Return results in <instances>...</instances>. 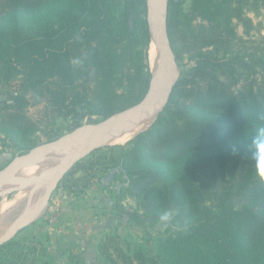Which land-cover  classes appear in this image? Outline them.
I'll return each mask as SVG.
<instances>
[{
  "label": "trees",
  "instance_id": "obj_1",
  "mask_svg": "<svg viewBox=\"0 0 264 264\" xmlns=\"http://www.w3.org/2000/svg\"><path fill=\"white\" fill-rule=\"evenodd\" d=\"M263 7L168 0L176 59L195 63L152 126L122 148L118 167L105 170L117 179L115 204L132 198L147 220L170 210L177 230L154 255L107 234L102 241L112 245L99 246L107 264H264V178L252 143L264 126V35L251 39L248 15ZM150 42L145 0H0V83L20 81L0 106L3 140L23 154L38 132L61 133L59 122L76 128L140 101L152 77ZM31 106H42L37 118ZM97 160L77 163L63 189L73 190L74 171ZM65 264L84 263L69 254Z\"/></svg>",
  "mask_w": 264,
  "mask_h": 264
},
{
  "label": "rangeland",
  "instance_id": "obj_2",
  "mask_svg": "<svg viewBox=\"0 0 264 264\" xmlns=\"http://www.w3.org/2000/svg\"><path fill=\"white\" fill-rule=\"evenodd\" d=\"M248 15L252 18L255 26V29L251 34V39L259 40L260 35H264V7L258 11L250 10ZM237 31L240 35H243V27L241 25L237 24ZM149 50L148 62L152 71L154 61L150 64ZM194 63L195 61H191L188 58V55H185L181 61H178L180 68L179 70L181 71L180 78L186 69L191 67ZM19 84V78L7 84L0 83V106L3 102L9 100L11 95L14 94V92L18 89ZM41 108L42 106H31L28 109V114L33 118H37L38 111ZM100 119L102 118L96 116L85 117L79 126L89 125ZM72 123V121L59 122L57 126L60 127L59 130H61V133L53 137H49L47 134V132L50 130H42L41 132H38L36 135L37 144L34 147L56 139L79 127L77 126L76 128L69 129ZM151 126L152 124H149L146 130H148ZM129 141L121 145L106 144L99 150L89 155L87 158L92 159V157H94V159H98L96 161L97 163L92 165L93 167L87 172L80 168H77V170L74 171L72 178H70L71 180H69V184H73V187H71L73 190L71 191H69L70 189L67 188V190L63 189L62 185L63 178L74 167L70 169L61 179L59 185L54 189L53 196L55 193H57L59 196L62 195L65 197L63 200L65 203L73 204L72 206L75 205L79 211L82 209L88 213L85 219L93 226L90 229L85 230L84 233H78L80 236L82 234L83 236L89 235V240L91 238L93 239V230L96 229V231L98 230L99 233L97 234V236H99L97 238H99V242L101 241L99 245L101 247H103L102 245H105L104 247H107V245H112L110 244L111 241H102V239H104L108 234L109 237L114 238L116 243L122 244L125 248H127V250L134 249V247L141 245L146 252H148L150 255H154L158 249L160 240L166 238L170 234L175 233L177 230L176 227L173 225H168L165 227L159 222V219L147 220L138 217L137 215L141 213V210L137 207V203L132 198L127 197L122 202L115 204L117 199V192L115 190L117 179L112 180V175L107 170H105L108 167H118V161L115 159L120 157L122 148L127 146ZM17 155L19 154H16L8 147V142L3 140V135H0V170L7 166ZM48 164L49 163H43L42 166H46ZM89 166L91 165H88V167ZM76 179H79L78 182ZM64 191H66V193ZM0 195V203L3 199H10L9 201H19L18 204L8 209L3 215L5 218L10 216V221L14 220L19 214V205L24 202L28 194L24 192H13ZM95 207L103 209V214H105L104 217L101 219L99 218V214L97 215L94 210ZM49 211L50 209L48 208V210L43 213L40 218L35 220L34 223L25 226L14 237L0 244V256H2L0 261H2L4 264H60L58 258L59 254L62 253V251L64 253L66 252L64 245L68 246L70 245V242L67 240L62 245L58 244V248L55 251L50 250L49 239L50 237L57 236L58 232L54 230V225H49L46 221L47 214H51ZM54 213L53 215H55ZM128 215L130 220H128ZM108 219H110V224L114 225V231L112 233H108L104 232V230L102 233H100V230L97 227H99L100 222L104 223ZM96 220L100 222H94ZM2 221L3 220H1V222ZM55 222L56 221H54V223ZM8 225L5 228L0 229V241L3 239V235L7 231V228L9 226L11 227L13 224H10L9 226ZM78 234H74V237L77 239L80 237L76 236ZM13 239L16 241V245L3 248L7 242ZM76 241H78V250L82 248V246H85L84 251H81L80 259L81 257L85 256V259L89 261L90 264H107L104 257L99 258L97 255H94V246L92 243L85 240V238L82 239L81 243H79V240ZM78 250L77 252H79Z\"/></svg>",
  "mask_w": 264,
  "mask_h": 264
},
{
  "label": "water",
  "instance_id": "obj_3",
  "mask_svg": "<svg viewBox=\"0 0 264 264\" xmlns=\"http://www.w3.org/2000/svg\"><path fill=\"white\" fill-rule=\"evenodd\" d=\"M145 1L150 45L154 42L160 53L159 72L155 75L151 71L149 88L137 103L19 154L0 170V194L13 192L28 194L15 223L4 233L0 244L40 218L54 189L77 163L131 127L140 123L153 124L164 111L180 79L181 71L169 36L168 0ZM43 161L49 164L25 178L18 180L7 178L14 171Z\"/></svg>",
  "mask_w": 264,
  "mask_h": 264
},
{
  "label": "crops",
  "instance_id": "obj_4",
  "mask_svg": "<svg viewBox=\"0 0 264 264\" xmlns=\"http://www.w3.org/2000/svg\"><path fill=\"white\" fill-rule=\"evenodd\" d=\"M64 199H65V197H63L62 195L59 196L57 193H55L54 196L52 195V198L50 200L51 202L49 201V203H48V208L50 209V211H55L54 214L56 215V217H55V221L56 222L54 224V226H55L54 230L56 232H58L57 236L54 237L56 245H58V244L62 245L67 240L70 242L69 243L70 245H68V246L64 245L65 251H66L65 252L66 255H62L60 253L59 257H58L59 261L64 260L66 258H69L68 255L71 254L73 256L75 255L76 257H79L78 259L81 262H83L84 264H90L89 261H87L85 259V256L81 257V259H80L81 251H84L85 246H82V248H80L78 250V245H77L78 241H76V240H79V243H81L82 239H84V238H85V240H87V241H89L90 243L93 244V246H94L93 249H94V253H95L94 255L95 256L97 255L99 258H101V257L103 258L104 256L99 251V243L101 241L99 242L98 241L99 238H97V237H99V236H97V234H99L98 230L97 231H96V229L93 230V233H94L93 236H92L93 239L91 238L90 240H89V237H88L89 235H85V236H83V234L81 236L80 235H76V236H80V237H78V239L76 237H74V233H72V231L76 229L75 227H76L77 224L87 225L89 227V229L93 225L86 221L85 217L88 215V213L86 211H84L82 209L79 211L75 207V205L72 206L73 204L65 203V201H63ZM21 206H22V203H21V205H19L18 213L21 210ZM48 208H46V210L43 213H45L48 210ZM94 210L97 213V215L99 214V218L100 219L102 217H104L105 214H103V211L100 213L99 211H97V209H94ZM8 217H6V218H8ZM17 217H18V215H17ZM17 217L14 220H12V221L9 220L7 225L8 224L9 225L10 224H14L15 220L17 219ZM6 218H4V219H6ZM94 222H100V221L96 220ZM94 222H93V224H94ZM106 222H104V223L100 222L99 227H97V228H99V230H100L99 232L100 233H102V231H104V230H105L104 232H108V233H110V232L112 233L114 231V225L110 224L111 223L110 219H108ZM0 225H1V221H0ZM5 227H3V228H5ZM9 227L7 228V230L9 229ZM3 228H1V229H3ZM51 238L52 237H50V239ZM50 239H49V241H50ZM73 240L75 241V243H74ZM77 250L79 252H77ZM78 254H79V256H78Z\"/></svg>",
  "mask_w": 264,
  "mask_h": 264
},
{
  "label": "bare ground",
  "instance_id": "obj_5",
  "mask_svg": "<svg viewBox=\"0 0 264 264\" xmlns=\"http://www.w3.org/2000/svg\"><path fill=\"white\" fill-rule=\"evenodd\" d=\"M162 1L165 2V0H162ZM156 46L157 45L154 42L149 46V48H150V50H149L150 64L153 63V61H154L153 68H152V72L155 73V75L159 72L160 67H161V64H160V53H159L158 47H156ZM148 125L149 124H147V123L137 124V125L131 127L129 130H127L125 133H123L119 137H117L116 139H114L111 142H109V144H112V145L125 144L126 142H128L129 140H131L132 138H134L137 134H139L140 132L146 130V128L148 127ZM43 163H45V161H43L40 164H36V165L30 166V167H27L25 169H20V170L14 171V172L10 173L7 176V178L8 179H13V180H18V179L25 178V177L31 175L32 173H34L35 171L43 168L44 167V166H42ZM9 200L8 199H3L1 201V203H0V221L5 218L3 216L4 213L8 209H10L11 207H13L14 205L18 204V202H19V201L17 202V200H12V201H9ZM9 217L6 218L5 220H3L1 222L0 229L3 228V227H5L7 225V223L9 222Z\"/></svg>",
  "mask_w": 264,
  "mask_h": 264
},
{
  "label": "clouds",
  "instance_id": "obj_6",
  "mask_svg": "<svg viewBox=\"0 0 264 264\" xmlns=\"http://www.w3.org/2000/svg\"><path fill=\"white\" fill-rule=\"evenodd\" d=\"M255 148V158L257 159V174L264 178V126L259 127L256 131V138L252 141ZM235 151V150H234ZM173 212L170 210H165L159 215V222L167 227L172 221Z\"/></svg>",
  "mask_w": 264,
  "mask_h": 264
},
{
  "label": "built area",
  "instance_id": "obj_7",
  "mask_svg": "<svg viewBox=\"0 0 264 264\" xmlns=\"http://www.w3.org/2000/svg\"><path fill=\"white\" fill-rule=\"evenodd\" d=\"M50 212H51V214H49V213L47 214L46 221L49 225H54L56 215H53V213L55 211H50ZM75 228L76 229L72 231V233H74V234H78V233L81 234V233H84L85 230L89 229V227L87 225H80V224H77ZM49 248L52 251H55L57 249V245L55 243L54 237H52L49 241ZM67 261H68V259H66V260L64 259V260L59 261V263L65 264Z\"/></svg>",
  "mask_w": 264,
  "mask_h": 264
}]
</instances>
